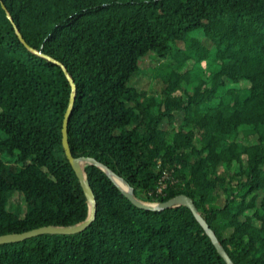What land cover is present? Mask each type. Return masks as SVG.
Wrapping results in <instances>:
<instances>
[{
	"label": "trees",
	"instance_id": "trees-1",
	"mask_svg": "<svg viewBox=\"0 0 264 264\" xmlns=\"http://www.w3.org/2000/svg\"><path fill=\"white\" fill-rule=\"evenodd\" d=\"M13 22L75 81L69 145L101 166L88 228L0 245V264H227L189 208L138 206L104 168L139 201L188 196L232 264H264V0H0V235L89 213L61 141L70 84ZM148 57L159 91L130 84Z\"/></svg>",
	"mask_w": 264,
	"mask_h": 264
},
{
	"label": "water",
	"instance_id": "water-1",
	"mask_svg": "<svg viewBox=\"0 0 264 264\" xmlns=\"http://www.w3.org/2000/svg\"><path fill=\"white\" fill-rule=\"evenodd\" d=\"M2 6L5 9V6L4 5H2ZM7 16L10 18L9 14H7ZM13 26H14V29H15V32H16L18 39L26 46V48L28 50H30L31 52L36 53L39 56L44 57V58L48 59L49 61L58 64L62 68V70H63V72H64V74H65V76H66V78L70 84L71 94H70V98H69V107H68V109L64 115L63 122H62V129H61L62 138H61V141H62V146H63V150L65 153V157H66L67 161L69 162L78 182L80 183V185L82 187L83 192L85 193V195L87 197L88 204H89V213H88V216L86 217L85 220H83V221H81L75 225H72V226L46 225V226H39L36 228H32V229L22 231V232L0 235V245L8 244V243H14V242H21V241H24L26 239L36 237L39 235H43V234H61V235L76 234V233H80L83 230H85L86 228H88L90 226V224L94 221L95 216H96V199H95V195L93 193V190H92V188H91V186H90V184L86 178V174L84 171V164L90 163V164H93L96 166H101L99 164V162H97L95 159H93L91 157H75V156H73L70 145H69L68 124H69V119L71 116V112H72V108H73V105L75 102V96H76L77 86H76L75 81L70 76L67 69L65 68V66L62 63H60V62L56 61L55 59L49 57L48 55L41 53V52H38L35 49H33L32 47H30L26 43L25 39L23 38L22 34L18 30V28L14 22H13ZM104 169H105V171L106 170L109 171L106 168H104ZM108 176L111 178V176L109 174H108ZM112 181H114V180L112 179ZM114 183H115V181H114ZM119 189L138 206L152 208V209H160L163 207H170L174 204H182V205L186 206L187 208H189L191 210V212L196 216V218L201 222L203 227L206 229L208 236L212 240L213 244L216 246L220 256L224 259V261L227 264H232L229 257L227 256L226 252L219 245L214 234L211 232V230H209L207 228V225L202 220V218L199 216L192 199L189 198L188 196L181 194V195H178V196H176V197H174V198H172L166 202L159 203L158 206H153V205H149V204H145V203H138L137 201H135V199L130 194L124 192L120 187H119ZM130 190L132 193L131 188H130Z\"/></svg>",
	"mask_w": 264,
	"mask_h": 264
},
{
	"label": "rangeland",
	"instance_id": "rangeland-1",
	"mask_svg": "<svg viewBox=\"0 0 264 264\" xmlns=\"http://www.w3.org/2000/svg\"><path fill=\"white\" fill-rule=\"evenodd\" d=\"M195 36L205 44L210 46L211 43L209 40H207L205 37H203L200 33H196ZM178 45L180 47H183L184 44L182 42H178ZM154 57H148L144 59L140 66L142 68V71L140 74L134 75L130 81V84L139 88V89H149V90H155L159 91L161 88L160 80L158 77V63L156 61H153ZM180 120V118H178ZM107 171V170H106ZM107 173L111 176V178L115 181V183L126 193L130 194L135 201L138 203H145L153 206H158L159 203H149V202H142L136 199L130 190V187L126 184V182L118 177L117 175L113 174L110 171H107ZM141 199L144 200L145 197L141 196ZM215 203L222 204L223 203V197H219ZM8 207L10 210L16 212L18 215H22L25 211V201L21 193L14 192L9 201H8Z\"/></svg>",
	"mask_w": 264,
	"mask_h": 264
}]
</instances>
